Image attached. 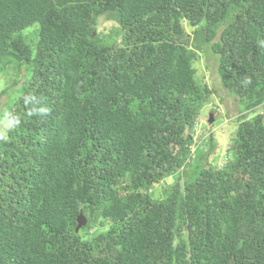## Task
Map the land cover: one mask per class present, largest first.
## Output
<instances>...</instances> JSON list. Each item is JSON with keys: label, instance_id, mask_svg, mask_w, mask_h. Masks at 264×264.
<instances>
[{"label": "trees", "instance_id": "1", "mask_svg": "<svg viewBox=\"0 0 264 264\" xmlns=\"http://www.w3.org/2000/svg\"><path fill=\"white\" fill-rule=\"evenodd\" d=\"M17 74L0 264H264V0H0V76ZM220 92L222 166L194 127Z\"/></svg>", "mask_w": 264, "mask_h": 264}, {"label": "rangeland", "instance_id": "2", "mask_svg": "<svg viewBox=\"0 0 264 264\" xmlns=\"http://www.w3.org/2000/svg\"><path fill=\"white\" fill-rule=\"evenodd\" d=\"M38 25H35L33 27H30L26 29L23 32V36L26 40V42L31 46L34 47L36 46L37 39H36V33H37ZM214 59H212L213 62ZM209 62V61H208ZM207 62V63H208ZM198 75L202 74L204 72V68L199 64L198 66ZM209 75V74H208ZM208 75L206 77L208 78ZM24 75H10V76H5L1 75L0 76V118L4 114H6L9 111V106H7L9 102V97L11 96L12 92H14V89H16L19 85L15 84L14 81L18 82L19 84L22 82ZM13 82V83H12ZM9 86V95L5 94V89L6 87ZM225 93L220 92V95L217 96V98H213L214 104H208L204 109L203 112L201 113L202 120H201V126L198 128L199 132H197L196 135L199 134H206L214 135V138L218 141H220L219 148L215 149L214 154L217 156L218 154V159L219 163L218 166H222L224 164L225 158L227 157L228 151L231 149L232 144L235 142L236 137H235V131H236V126L234 121L231 118L227 117V109L230 111V115L234 116V114H237V105L236 102H234L229 98H226ZM222 97V98H220ZM220 98V99H219ZM223 100V102H221ZM239 106V105H238ZM211 109L214 110V112H218L221 109L220 116H215L214 122L210 125L209 124V115L211 114ZM264 115V107L259 111ZM243 115V114H242ZM8 128V125L6 124L5 120L0 122V135L6 131ZM203 149L206 150V147L203 146ZM221 159V160H220ZM172 183V180H169L167 182V185H170ZM162 188L160 187H155L153 189V197L155 199H159L162 197Z\"/></svg>", "mask_w": 264, "mask_h": 264}, {"label": "water", "instance_id": "3", "mask_svg": "<svg viewBox=\"0 0 264 264\" xmlns=\"http://www.w3.org/2000/svg\"><path fill=\"white\" fill-rule=\"evenodd\" d=\"M212 120H210V123ZM87 224V219L83 217V215L80 214V216L77 218V227L76 232H79L80 229L84 228Z\"/></svg>", "mask_w": 264, "mask_h": 264}, {"label": "bare ground", "instance_id": "4", "mask_svg": "<svg viewBox=\"0 0 264 264\" xmlns=\"http://www.w3.org/2000/svg\"><path fill=\"white\" fill-rule=\"evenodd\" d=\"M219 111L221 112V109H220ZM219 111H218V112H219ZM213 112H214V110H213ZM211 114H212V115H209V124H210V125L214 122V119H213V118H214V113L211 112ZM210 120H212L211 123H210ZM200 122H201L200 119H197V120H196V126H197L198 128L201 126V123H200ZM199 125H200V126H199ZM195 136H196V135H195Z\"/></svg>", "mask_w": 264, "mask_h": 264}, {"label": "clouds", "instance_id": "5", "mask_svg": "<svg viewBox=\"0 0 264 264\" xmlns=\"http://www.w3.org/2000/svg\"><path fill=\"white\" fill-rule=\"evenodd\" d=\"M219 95H220V94H219ZM220 98H222V97H220ZM220 98H219V99H220ZM221 102H222V101H221ZM194 127H195V128H198V127L196 126V124H195V126H194ZM197 132H199V129L197 130Z\"/></svg>", "mask_w": 264, "mask_h": 264}]
</instances>
